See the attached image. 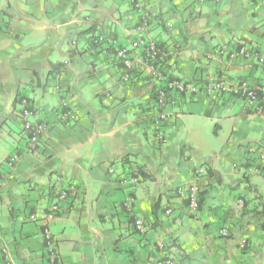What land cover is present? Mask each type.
Masks as SVG:
<instances>
[{
	"label": "crops",
	"instance_id": "1",
	"mask_svg": "<svg viewBox=\"0 0 264 264\" xmlns=\"http://www.w3.org/2000/svg\"><path fill=\"white\" fill-rule=\"evenodd\" d=\"M0 26V233L11 264L48 263L46 226L63 264H264V114L209 91L220 81L264 86V0H0ZM141 42L167 50L159 72L201 91L159 108ZM57 64L66 67L52 72ZM22 98L48 127L33 154ZM213 111L238 140L202 160L176 133ZM194 178L191 214L177 189ZM60 190L68 197L47 222Z\"/></svg>",
	"mask_w": 264,
	"mask_h": 264
},
{
	"label": "built area",
	"instance_id": "2",
	"mask_svg": "<svg viewBox=\"0 0 264 264\" xmlns=\"http://www.w3.org/2000/svg\"><path fill=\"white\" fill-rule=\"evenodd\" d=\"M145 24H148V17H145ZM3 29L0 26V33H2ZM113 45L117 43L112 41ZM143 45V49L146 53V64L151 67L152 73L159 79L160 85L156 91L158 107L162 108L166 102L168 96L171 94H179V95H197L201 91V86L194 84L193 82H186L180 80H171L169 77L163 75V73L158 71V67L161 68L163 60L167 57V50L164 47H160L155 42H141ZM126 51L120 50L119 57L126 59ZM236 55H233L232 59H235ZM127 61V60H126ZM129 65V63L127 64ZM210 93H227L234 97H238L243 99L247 106L252 110L260 112L264 114V86L259 84H251L248 81H242L237 84H229L225 81L216 82L209 86ZM21 111L20 118L23 123V132L27 137V151L28 153H35L38 151L39 146H41L44 137L48 132V127L45 123L34 121L35 117V107L33 105L32 100L28 98L20 99ZM158 122L162 123L163 120L166 119V115L164 113H159ZM61 118L64 120H73L75 115L70 111H63L61 113ZM159 138L163 139L162 133H158ZM18 161V156L13 155L8 161V166L12 167ZM253 173H257L256 169H252ZM130 182L133 185L139 184L138 177L132 178ZM177 193L179 197L187 202V208L191 214H196L198 212L199 203H200V187L197 180L194 178L193 181L179 187L177 189ZM68 197V191L60 190L57 194V203L53 204L46 215V221L51 222L54 220L57 212L60 210V203L65 201ZM134 204L133 198L126 199L125 206L129 210L132 211V205ZM168 214L170 211L167 212ZM135 228L143 233L146 231V225L142 218H136L134 220ZM222 237H228L229 232L227 229H224L220 232ZM44 241L46 244L47 250V264H63L59 252L57 249L56 241L54 236L49 228L46 226L44 230ZM2 245V247H1ZM244 243L242 247H244ZM0 247L2 248V252L5 256L6 264H11L10 261V251L3 246V236L0 233ZM160 248L163 250L164 246L161 245ZM157 262V264H176L175 261L171 259Z\"/></svg>",
	"mask_w": 264,
	"mask_h": 264
},
{
	"label": "rangeland",
	"instance_id": "3",
	"mask_svg": "<svg viewBox=\"0 0 264 264\" xmlns=\"http://www.w3.org/2000/svg\"><path fill=\"white\" fill-rule=\"evenodd\" d=\"M212 113L214 115L211 117L204 113L200 117L184 120V125L176 133L175 142L183 140L193 141L197 144V150L201 152L199 151V154L196 153V157H202V160L208 158L216 160V158L228 155L232 148L229 145L234 144L238 140V137H232V126H230V123L224 120L221 121L217 112L213 111ZM236 123L241 125L240 120H237Z\"/></svg>",
	"mask_w": 264,
	"mask_h": 264
},
{
	"label": "trees",
	"instance_id": "4",
	"mask_svg": "<svg viewBox=\"0 0 264 264\" xmlns=\"http://www.w3.org/2000/svg\"><path fill=\"white\" fill-rule=\"evenodd\" d=\"M89 31H90V29H88V30H86V31H83V32L80 33V34H86V33L89 32ZM160 47H162V46H160ZM64 67H66L65 64H57V65H53V66H52V72H55V73L60 72ZM201 88H202V87H201ZM138 172H140V174L144 176V173H143L142 169H139ZM199 204H200V203H199ZM262 212H264V209H263ZM252 213H253L254 215H257V214H258L255 210L252 211ZM162 259H163V258H161L158 262L164 261V260H162Z\"/></svg>",
	"mask_w": 264,
	"mask_h": 264
}]
</instances>
